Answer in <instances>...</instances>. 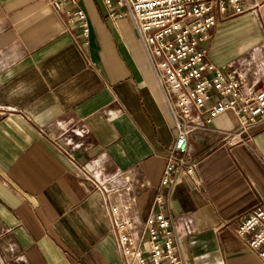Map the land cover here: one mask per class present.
<instances>
[{
  "label": "crops",
  "instance_id": "1",
  "mask_svg": "<svg viewBox=\"0 0 264 264\" xmlns=\"http://www.w3.org/2000/svg\"><path fill=\"white\" fill-rule=\"evenodd\" d=\"M220 21L207 60L264 85V0ZM82 8L84 35L74 12ZM227 111L188 137L192 176L170 189L182 264H262L235 234L264 202V122L246 141ZM173 121L128 16L102 0H0V264H123L109 205L142 231L157 191ZM82 168L105 189H98Z\"/></svg>",
  "mask_w": 264,
  "mask_h": 264
},
{
  "label": "built area",
  "instance_id": "2",
  "mask_svg": "<svg viewBox=\"0 0 264 264\" xmlns=\"http://www.w3.org/2000/svg\"><path fill=\"white\" fill-rule=\"evenodd\" d=\"M47 0L55 10L63 2ZM106 18L128 16L173 121L175 138L166 149L165 165L142 231L135 235L131 217L109 205V217L123 264H182L171 218L170 189L178 176H192L196 162L188 157V137L206 129L213 119L231 111L238 127L223 131V143L246 141L252 126L264 122V85H248L244 72L232 64L207 60L203 43L220 22L244 12L242 0H102ZM84 35L89 25L82 8L74 12ZM96 188L99 179L82 168ZM235 234L264 264V202L239 217Z\"/></svg>",
  "mask_w": 264,
  "mask_h": 264
}]
</instances>
